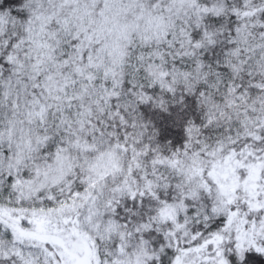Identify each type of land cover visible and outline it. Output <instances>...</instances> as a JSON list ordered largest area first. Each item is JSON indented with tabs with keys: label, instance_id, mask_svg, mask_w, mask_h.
I'll use <instances>...</instances> for the list:
<instances>
[{
	"label": "snow or ice",
	"instance_id": "obj_1",
	"mask_svg": "<svg viewBox=\"0 0 264 264\" xmlns=\"http://www.w3.org/2000/svg\"><path fill=\"white\" fill-rule=\"evenodd\" d=\"M0 264H264V0H0Z\"/></svg>",
	"mask_w": 264,
	"mask_h": 264
}]
</instances>
